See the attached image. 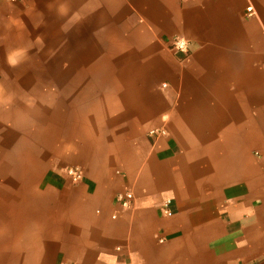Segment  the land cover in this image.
Masks as SVG:
<instances>
[{"label": "crops", "instance_id": "crops-1", "mask_svg": "<svg viewBox=\"0 0 264 264\" xmlns=\"http://www.w3.org/2000/svg\"><path fill=\"white\" fill-rule=\"evenodd\" d=\"M2 156L9 264H264V0H0Z\"/></svg>", "mask_w": 264, "mask_h": 264}, {"label": "rangeland", "instance_id": "rangeland-1", "mask_svg": "<svg viewBox=\"0 0 264 264\" xmlns=\"http://www.w3.org/2000/svg\"><path fill=\"white\" fill-rule=\"evenodd\" d=\"M8 157L2 156L0 158V264H9L7 258L8 247V229H9V201L12 198L18 197L24 193L25 184L22 183L23 175L25 173L12 172L10 173L7 168L9 162ZM6 165V166H5ZM23 179V180H22ZM13 194V195H12Z\"/></svg>", "mask_w": 264, "mask_h": 264}, {"label": "built area", "instance_id": "built-area-1", "mask_svg": "<svg viewBox=\"0 0 264 264\" xmlns=\"http://www.w3.org/2000/svg\"><path fill=\"white\" fill-rule=\"evenodd\" d=\"M251 10L252 9L250 7L246 9V12L249 17L253 15ZM172 46L174 49L178 51H184L186 49V43L180 39H176ZM165 134L166 132L163 130H152L148 133L149 137H153V138L164 136ZM66 174L73 183H78L83 178V172L81 171V169L77 167L66 169ZM115 200L122 208H129L133 201V194L129 191L119 193L116 195ZM168 202L169 201H165L163 204L162 212L164 214H168V209H167Z\"/></svg>", "mask_w": 264, "mask_h": 264}]
</instances>
